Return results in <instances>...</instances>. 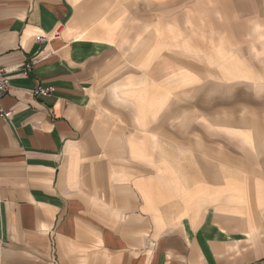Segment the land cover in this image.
Here are the masks:
<instances>
[{"label": "crops", "instance_id": "crops-1", "mask_svg": "<svg viewBox=\"0 0 264 264\" xmlns=\"http://www.w3.org/2000/svg\"><path fill=\"white\" fill-rule=\"evenodd\" d=\"M143 1L0 0V65L14 69L0 99V264H264V155L217 158L184 137L200 124L183 100L196 92L168 87L199 83L186 63L247 78L221 41L206 46L225 1ZM172 46L186 58L168 60Z\"/></svg>", "mask_w": 264, "mask_h": 264}, {"label": "rangeland", "instance_id": "rangeland-1", "mask_svg": "<svg viewBox=\"0 0 264 264\" xmlns=\"http://www.w3.org/2000/svg\"><path fill=\"white\" fill-rule=\"evenodd\" d=\"M135 1H140L137 3L139 7L144 5L143 0ZM224 1L226 17L220 21L214 18L209 19L213 23L214 30L208 33L209 42L206 46L211 52L212 46H218L221 41L220 45H224L229 51L226 53L232 54V58L247 69V78L220 79L217 65L211 66L199 60L205 65L191 66L187 63L183 65L184 69L199 75V83L192 81L182 86L170 85L168 87L174 96L175 89H181L183 96L188 97L193 91L199 92L197 93L199 95L194 94L193 99L192 97L183 99L184 101L188 100L190 106L198 108V115L201 116L198 129L192 130L191 127L184 129V137H191L195 132H198L197 135L200 136L206 148L215 149L217 158L245 153L250 163L254 164L257 161L260 165L259 158L264 155L262 129L264 87L255 92L251 84L257 79L264 80V53H262L264 51V0ZM137 12V16H143L146 13L143 8ZM136 27L137 31H142V25L136 24ZM152 42L151 45L154 44ZM178 50L176 51V48L172 46L165 57L168 60L186 58L183 54H187V52H181L179 48ZM212 53L214 54V51ZM187 58L192 60V56ZM213 59L215 60L216 57ZM208 123L213 129L216 128L215 131L209 130L212 128L208 127ZM223 126L246 130L252 137L253 146L257 144V146L255 145L257 152L254 147L253 151L249 147L242 151L236 137L230 139L218 130ZM256 154L261 155L257 156Z\"/></svg>", "mask_w": 264, "mask_h": 264}, {"label": "built area", "instance_id": "built-area-1", "mask_svg": "<svg viewBox=\"0 0 264 264\" xmlns=\"http://www.w3.org/2000/svg\"><path fill=\"white\" fill-rule=\"evenodd\" d=\"M43 36H39L38 40L41 41L43 40ZM30 67H31V63H21L20 65H18L16 68H21L22 69V73L24 75H27L28 72L30 71ZM14 69H9L5 66L0 65V99L2 98V96L4 95V93L7 91L8 87H9V79H10V73L13 71ZM33 94L35 95H39V94H43V95H47L50 94L53 91V87H43L41 85L36 86L35 88H33ZM8 114V112H7Z\"/></svg>", "mask_w": 264, "mask_h": 264}]
</instances>
